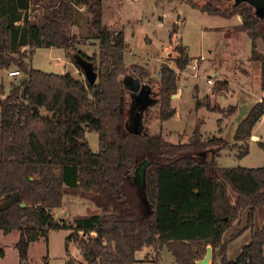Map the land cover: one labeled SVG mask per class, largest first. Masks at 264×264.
<instances>
[{"label":"trees","instance_id":"1","mask_svg":"<svg viewBox=\"0 0 264 264\" xmlns=\"http://www.w3.org/2000/svg\"><path fill=\"white\" fill-rule=\"evenodd\" d=\"M186 1L211 15L239 16L241 23L234 29L264 41V15H256L246 2L220 7ZM80 5L90 17L83 19L85 32L76 34L71 27L80 26L74 18ZM38 8L42 11L38 21H30L32 9ZM173 32L175 26L170 38ZM81 36L98 41L97 54L78 51L93 63L97 72L93 84L68 71L47 72L25 62L37 47L67 51ZM125 48L123 31L102 23V0H0V68L15 65L23 73L10 83L8 93L0 83V229L19 231L15 247L20 261H27L31 242L46 240L51 230L70 229L66 252L68 241L74 238L83 261L68 258L64 264H134L138 261L135 252L144 246L152 247L155 264L163 247L175 264H197L207 246L212 249L210 264H215L216 254L219 264H264V164L217 165L216 157L228 141L215 135L203 138L200 119L185 142L173 143L161 132H129L131 118L119 79L127 71ZM174 48L178 53L175 65L184 69L191 60L187 47L179 43ZM252 54L262 59L254 48ZM74 64L82 70L75 59ZM261 70L264 91V61ZM159 74V119L167 120L175 114L172 97L177 92V74L165 63ZM195 105L222 112L211 105L209 95L197 99ZM234 109L229 106L230 114ZM263 115L264 98L238 120L233 135L236 156L248 153V139ZM86 131L97 132V152L91 150ZM257 144L264 154V140ZM201 152H210V158ZM145 159L150 162L143 187L137 185L138 202L145 201L149 210L141 213L127 185L134 184L132 173ZM70 190L87 197L99 211L59 224L51 210L61 206ZM241 211H245L243 229L249 230V240L228 260L222 236L240 219ZM46 263L44 257L42 264Z\"/></svg>","mask_w":264,"mask_h":264},{"label":"rangeland","instance_id":"2","mask_svg":"<svg viewBox=\"0 0 264 264\" xmlns=\"http://www.w3.org/2000/svg\"><path fill=\"white\" fill-rule=\"evenodd\" d=\"M191 1L198 6L209 2L220 7H230L235 2V0ZM33 7L35 6L31 4V8ZM41 13L39 8L32 9L29 20L37 22ZM255 13L258 16L262 15L261 12L255 11ZM89 17L90 13L85 6L80 5L74 14V18L79 19L80 26L73 25L72 32L76 34L85 32L86 24L83 19ZM237 19L236 15L221 17L208 14L192 6L186 0H102V23L110 28L121 29L126 43L124 64L127 71L120 75L119 79L126 92L125 103L129 113L131 107L135 110L133 84L136 80L139 85H147L150 88L151 97L158 98L160 65L165 63L172 68H177L174 62V58L178 55L174 48L176 44H184L191 57L185 69L194 64L193 59L197 57L198 68L195 76L186 74L182 79L179 74L177 75V88H181L182 92L180 97H172L175 114L167 120H160L159 105L158 103L152 104L142 117L143 130L148 134L161 132L167 140L173 143L185 142L194 130L196 121L200 119L202 123L199 129L203 138L215 135L228 141V145L222 148L216 157L217 165L259 167L264 164L263 151L257 144L258 140H264V115L252 129V134L257 135L258 140L250 137L248 153L238 157L235 155L238 148L234 146L233 135L238 123L236 116L239 107L234 106L232 114L228 109L229 106H233L231 104L244 101L249 110L262 94L261 64L264 61V41L258 36L252 40L246 32L236 31L234 25ZM173 26H175V32L170 38L169 33ZM252 42H254V47ZM252 48L255 49V54L262 56L261 60L255 59ZM24 49L27 47L22 50ZM79 50L90 56L97 54L98 41L81 36L80 41L67 51L59 47H37L29 60L25 58V62L28 66L47 72L68 71L75 78L84 80L82 70L74 64ZM57 56H60L61 62L57 61ZM11 69H17V67L10 65L0 68V83L3 84L5 93H8L12 81L16 82L23 76L21 71L16 76H9L7 71ZM207 78H212L214 84L208 85ZM182 80H187V83ZM184 84L185 86H182ZM206 95L210 96L211 105L216 104L222 112L209 110L205 106L196 108V100ZM42 113L46 111L42 109ZM86 139L91 150L97 152L99 150L97 132L86 131ZM199 155L210 158V152H201ZM135 178L133 172L132 179L135 182L133 185H127V189L132 192L134 205L138 203L140 212L146 213L149 210L147 203L143 200L138 202L141 193ZM65 195L67 198L74 199L67 209V217H73L72 222L77 215L86 214L84 211H87L85 210L87 204L93 206L87 197L79 195L75 190H70ZM57 215L64 216L60 211ZM261 219L262 213L260 212L258 220ZM240 220L243 224L245 223L243 215ZM239 222V220L234 221V227L238 226ZM232 230L233 226L226 230V236L222 239L226 244L225 252L228 260L236 257L242 245L241 238L227 239ZM65 235L63 231L52 230L50 250L43 239L32 242L28 249L27 261L24 263L20 261L15 247L19 231L12 230L4 233L0 229V264H42L44 255L48 257L46 264H64L65 260L61 255H63ZM92 235L95 236V233ZM78 236H82V233L79 232ZM72 240L75 242L74 238ZM75 244H70V253L79 255V248ZM154 255L152 251L146 254L141 251L136 256L142 264H155L152 261ZM69 258L76 262L83 261L81 253L80 256ZM170 258L171 254L164 250L160 254L158 264H170ZM214 262L215 264L220 263L219 255L216 254Z\"/></svg>","mask_w":264,"mask_h":264},{"label":"water","instance_id":"3","mask_svg":"<svg viewBox=\"0 0 264 264\" xmlns=\"http://www.w3.org/2000/svg\"><path fill=\"white\" fill-rule=\"evenodd\" d=\"M239 2H246L250 6H252L256 12H261L264 15V0H235L234 3ZM75 60L79 64L82 69L84 78L88 81L89 84H93L97 79V72L94 70L93 63L86 58L82 57L80 54L76 55ZM133 91L134 95L133 98L135 102L138 104V110L136 115L132 117L131 124L128 126L127 129L129 132L133 134H141L143 132V121L142 117L146 110L152 105L157 103V98H153L150 95V88L147 85H139L138 80H136L133 84ZM247 113L246 105H242L240 108L239 113L236 116V120H239L244 114ZM150 161L145 159L141 161L138 166L134 170L135 179L137 185L140 189L143 187L144 184V170L146 165ZM142 192V190H141ZM212 255V249L210 246H207L206 253L202 260L197 261V264H209V260Z\"/></svg>","mask_w":264,"mask_h":264},{"label":"crops","instance_id":"4","mask_svg":"<svg viewBox=\"0 0 264 264\" xmlns=\"http://www.w3.org/2000/svg\"><path fill=\"white\" fill-rule=\"evenodd\" d=\"M237 23H235V25H238V24H240L241 23V18L239 17V16H237ZM49 48H52V47H49ZM66 51V50H65ZM201 57V56H200ZM57 58H59L60 59V56H57ZM194 58V57H193ZM62 59V58H61ZM195 59H197V57H195L193 60H194V63H195ZM59 62H61V61H59ZM184 76L185 75H183V76H181V78L183 79L184 78ZM190 76H192V75H190ZM137 78V77H136ZM183 82H185V83H187V80H182ZM182 86H185V84L184 85H182ZM180 89V94H179V96H174V98H178V97H180L181 96V92H182V89L181 88H179ZM238 103V102H237ZM234 103V104H231V105H233V106H237V107H239V111H240V108H241V106L242 105H246V108H247V104L244 102V101H242L241 103ZM248 111V110H247ZM239 113V112H238ZM253 132V131H252ZM251 137H255L254 139H256V140H258V136L257 135H255V134H252V136ZM230 193V197L233 199V193H231V192H229ZM74 199H70V198H67L66 197V195H64L63 196V199H62V204H61V206L60 207H55V208H53L51 211H52V213H53V215H54V218L55 219H57L58 220V222H60L61 223V221L62 220H64L66 223H72V220H73V217H71V218H69V217H67V209H68V207L69 206H71L72 205V203L71 202H74L73 201ZM85 210H87V211H84V213H86V214H92V213H97L98 211H99V209L93 204V206L91 205V204H87V206L85 207ZM91 210V211H90ZM58 211H60L64 216H60V215H57V213H58ZM242 215L244 216L245 215V211H241L240 212V219H242ZM72 216V215H71ZM239 219V224H238V226H236V227H234V225H235V223H233V230H232V232L229 234L230 235V237L228 238L227 237V239H230V238H232V239H236V238H241V240H242V245H244V244H246L247 242H248V240H249V230L248 229H243V227H244V225H245V223L243 224L242 223V220H240ZM238 221V220H237ZM59 231H63L64 232V234H66L65 235V237H64V243H63V255H61L62 256V258L64 259V260H66V259H68L69 257H77V256H80V251L78 250V254L79 255H73V254H71L70 253V244L71 243H73V244H75V242L71 239L70 241H68V246H67V251L68 252H66V247H65V238H66V236L71 232V230L70 229H60ZM51 233H52V230L51 231H49V233H48V235H47V238H46V240H44L43 238H40V239H43V241L45 242V244L46 245H48V250H50V244H51V242H50V237H51ZM225 233H226V231L223 233V236H222V239H224V236H226L225 235ZM19 238V237H18ZM37 240H39V239H37ZM36 241V240H35ZM17 242V241H16ZM34 242V241H33ZM32 243V242H31ZM30 243V244H31ZM30 244H29V246H30ZM76 245V244H75ZM241 245V246H242ZM78 248V247H77ZM29 249V248H28ZM164 250H167L166 249V247H163L161 250H160V252H159V254H161V252H163ZM263 250H264V246H263ZM141 251H143L145 254L146 253H148V252H150V251H152V252H154L153 251V249H152V247L151 246H144V247H142L140 250H138V251H136L135 252V256L137 255V253H139V252H141ZM168 251V250H167ZM169 252V251H168ZM155 253V252H154ZM170 253V252H169ZM171 254V253H170ZM27 255H28V252H27ZM44 257H46V261H47V263H48V257H47V255H44L43 256V258ZM136 258H137V256H136ZM138 259V258H137ZM138 260H140V259H138ZM141 261V260H140ZM170 264H175V261H174V257H173V255L171 254V258H170Z\"/></svg>","mask_w":264,"mask_h":264},{"label":"built area","instance_id":"5","mask_svg":"<svg viewBox=\"0 0 264 264\" xmlns=\"http://www.w3.org/2000/svg\"><path fill=\"white\" fill-rule=\"evenodd\" d=\"M57 61L59 62L61 60L58 58ZM197 68H198L197 59H195V63L190 65L189 68H186V69L184 68L182 70H179L177 68H174V69H175L176 74L177 75L179 74V77H180V76H183V75H186V74H190V75H194L195 76L196 75L195 71L197 70ZM189 69H191V70H189ZM191 71H193L194 73L191 72ZM7 74L9 76H16V75L19 74V71L17 69H11V70L7 71ZM206 81H207L208 85H213L214 84V80L212 78H207ZM179 94H180V89L177 88V92L173 95V97L174 96H179ZM263 98H264V91H262V94L259 96L258 101L262 100ZM58 223L60 224V222H58ZM80 233H82V232H80ZM134 264H142V263H141V261L138 260Z\"/></svg>","mask_w":264,"mask_h":264},{"label":"flooded vegetation","instance_id":"6","mask_svg":"<svg viewBox=\"0 0 264 264\" xmlns=\"http://www.w3.org/2000/svg\"><path fill=\"white\" fill-rule=\"evenodd\" d=\"M133 96H135V95L133 94ZM133 105H135V110H132V107L130 109V118H131V120H132V117L136 115V112L138 110V104L135 102L134 98H133Z\"/></svg>","mask_w":264,"mask_h":264}]
</instances>
